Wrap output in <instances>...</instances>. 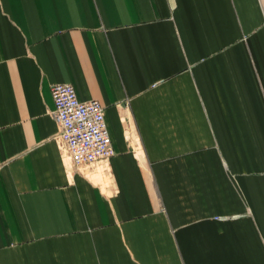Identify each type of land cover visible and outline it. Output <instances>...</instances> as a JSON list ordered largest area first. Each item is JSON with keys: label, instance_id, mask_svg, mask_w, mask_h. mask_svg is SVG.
Wrapping results in <instances>:
<instances>
[{"label": "crops", "instance_id": "obj_1", "mask_svg": "<svg viewBox=\"0 0 264 264\" xmlns=\"http://www.w3.org/2000/svg\"><path fill=\"white\" fill-rule=\"evenodd\" d=\"M55 83L104 107L103 183ZM0 264H264V0H0Z\"/></svg>", "mask_w": 264, "mask_h": 264}, {"label": "built area", "instance_id": "obj_2", "mask_svg": "<svg viewBox=\"0 0 264 264\" xmlns=\"http://www.w3.org/2000/svg\"><path fill=\"white\" fill-rule=\"evenodd\" d=\"M52 116L57 122L56 140L70 169L92 172L106 167L114 155L104 107L97 100L81 101L71 84L55 83L50 88Z\"/></svg>", "mask_w": 264, "mask_h": 264}, {"label": "bare ground", "instance_id": "obj_3", "mask_svg": "<svg viewBox=\"0 0 264 264\" xmlns=\"http://www.w3.org/2000/svg\"><path fill=\"white\" fill-rule=\"evenodd\" d=\"M93 172H99V173H93ZM90 173L95 174L92 178H94L95 181H98L100 179L101 181H98L100 183H103L102 180L105 179L106 177L109 178L108 173L106 171V167L104 166H99L96 170Z\"/></svg>", "mask_w": 264, "mask_h": 264}, {"label": "rangeland", "instance_id": "obj_4", "mask_svg": "<svg viewBox=\"0 0 264 264\" xmlns=\"http://www.w3.org/2000/svg\"><path fill=\"white\" fill-rule=\"evenodd\" d=\"M94 179V178H93ZM95 180V179H94ZM98 181H101L100 179Z\"/></svg>", "mask_w": 264, "mask_h": 264}]
</instances>
